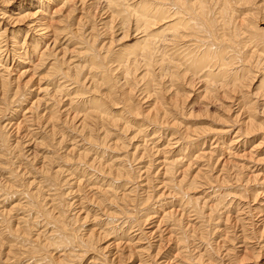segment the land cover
<instances>
[{
  "label": "bare ground",
  "instance_id": "bare-ground-1",
  "mask_svg": "<svg viewBox=\"0 0 264 264\" xmlns=\"http://www.w3.org/2000/svg\"><path fill=\"white\" fill-rule=\"evenodd\" d=\"M99 1L105 4V10H107L108 14L109 12L111 14L106 21L101 24L102 31L100 34L96 35L95 30L88 27V32L85 30L86 36L80 35L83 33L80 27L85 26L82 25L81 17H83V15H81V17L77 19L78 21H75L78 22L76 24L77 27L80 26L79 29L81 33L78 32L77 34L76 32L77 35L73 34L71 38L68 36L67 39V41L70 40L71 42H75L74 45L77 46L84 44L87 47L88 45L89 50H87V52L84 51L85 53H81L83 58L87 59L88 62L80 67L77 64L78 67H72V60L70 61V58L68 59L66 57L67 51H64V54L61 56L55 52H53V54L49 53V49L57 50L59 30L61 29L63 34H65V31L66 33L69 32L65 29H67V23L72 20L71 16L76 11V7L82 4L87 7L85 3H88L89 6H93ZM134 1L135 0H42L37 3L38 5L35 7L36 10L33 9L34 11L27 12L26 14L24 13L23 15L11 11L10 16L9 14L6 16L7 12H4L5 10H0V19L3 17H6L5 19L9 18L14 24L23 22L25 23L26 29L34 34L32 35V39H30L28 47L30 54L29 52L28 54L23 53L22 45L16 38L18 34L15 35L16 40H12L11 51L13 52V49H15L18 52L14 55L15 58L11 60L13 64H17L14 63V59L21 63L26 55H31L32 57L36 55L34 68L41 69L46 67L48 76H58L64 82V86L62 85L60 88V93L57 94L58 96H60L59 94L61 93L65 94L66 91H69L67 86L71 83L75 88L82 91L81 93H83V91H89L92 95H98L103 99L107 107H109L110 103L112 105L115 103L121 105L123 107L122 112L126 114V118H133L136 122L141 121L148 123L160 131L150 136L147 125L146 128H144V124L141 126L143 128L132 127V124L130 125L131 121L130 123L128 122L129 119L127 121L124 118L125 121L124 119L121 121V115H117L116 118L113 115L109 116L96 101L94 104H91L89 109L87 108V112L84 114L83 112H79V114H82L77 116L75 113L76 116L73 115V118L70 120H77V125L74 124L76 125V127L74 126L76 137H79L82 142L85 141L87 146L89 145V147L93 149L94 147L92 146L95 145L97 147L96 149L100 151L95 150L96 152L90 154V150H88V153L85 148L83 151L77 152L75 157H67L66 154L62 157V160L70 161V163L77 165L76 167H78V170L82 171L84 174L88 173L90 175V177L88 176L90 181H95L96 183L97 181H99V183L101 182V185H96L95 183L90 184L93 190H95L94 194H96L97 198V208L96 211H93L101 213L99 215L100 218H105L98 220L99 217L94 213V224L98 227V230L101 229V231L94 232L92 229V231L85 234L82 233L80 236L77 235L75 230L70 228V225L76 223L78 216L75 215H79L82 208L76 207L79 213H72L68 218L66 215L72 212V207L83 204L86 200L80 195L82 194L81 192H83L81 191L82 188L79 186L81 180L77 181L76 179H71L69 175L62 177L63 172L58 167L55 168L56 170L49 168L43 178L44 180L40 182V184L45 183V191L50 194L44 197L40 185H32V182L20 185L15 184V181H17L22 174L19 175V172L17 173L16 169L12 167L15 161L11 162L9 160L10 163H7V166H3V168L8 169L9 176L7 179H9L8 181H11V183L2 185L0 187V193L3 192V195H9L13 198H15L14 196H20L23 200V203L20 204L21 207L19 205L20 208L17 209L13 207L12 209L24 211L31 219L28 217L30 219L28 220L26 216V218H19L17 222L20 227L17 229L13 228V225H11L10 219L12 218L8 216L9 213H0V261L5 262L12 257L19 258L30 256L26 259L30 261L29 264H72L74 260L76 261L78 259L79 261V259H83L82 257L89 254L91 250L95 252V249H97L95 245L96 242L99 241V236H116V234H120V237H122L121 234L123 233L124 236H129L135 232H137V234L132 235V237L136 236V239H133V241L135 240L133 244L134 246L136 244L135 251L143 260L149 253V246L147 244L148 242H144L146 237H144L145 233L142 227L149 219V215H143L145 212L144 210H147V208L143 209L142 207L148 203L152 197L151 193H153V189L159 185L167 192V197L169 196L171 198L169 201L164 202V204L162 203L163 208L167 205H175L180 201L182 204L180 209L178 208L180 210L179 217L187 213L193 217L192 221L200 228L205 227L209 222L216 221L221 206L224 208V199H226L228 195H231L230 192H225L219 188L220 183H227L225 178H228V170L233 169L235 172L233 177L234 182L232 183L234 185L230 187L231 189H235L237 193H240V195L238 194L240 197L244 199L241 193H243V195L244 193H250L253 199L259 195V191L264 185L262 182L264 180H257L256 174L253 175L254 178L251 180L249 176L247 177L246 174H244L245 168L251 170V168L254 169L253 166L245 167L243 163L240 165H233L232 169H230L224 165V162L220 170H216V173H221L224 179L219 178L221 180H218V177H221L219 176L220 174H216V176L213 177L215 173L212 175L211 170L213 169H211L212 165L209 163L213 156H215V160L220 156L221 153L215 154L216 150H218L217 148L222 149L220 145L225 148L224 150L227 152L228 148L230 149L232 146L234 148L238 145L244 146L247 139L253 138L255 135H258V133L259 135L262 134L259 140L260 142H258H264V119L262 121L258 119L259 117H264V29L257 30L252 24V19L257 15H264V0H140L141 2L137 3V5ZM3 2L4 4L6 2L9 4L10 0H3ZM149 2L157 3V7L155 6V9L153 8L152 14L158 22L160 21L159 24L153 21L152 24L147 21L148 17H145V15L149 13L148 11L150 8H152ZM235 12L239 13L238 17H234ZM55 18L58 20L56 21ZM84 19L88 21L87 18ZM59 24L62 25L59 26ZM96 24L97 23H95V25ZM70 25L71 24H69V26ZM71 26L73 27V24ZM77 29H75V31H77ZM115 33L120 37L117 38L118 40L116 39L117 42L132 38L134 43H130V45H127V43L125 48L124 44L122 46L123 49H114L112 44L116 40H114L110 34L114 35ZM166 35L169 38L164 37L165 39L162 40L161 37ZM45 39L46 41L44 43ZM78 43H80V45ZM5 45L6 43L3 45L2 42H0V117L9 108L10 103L22 97L23 91L25 92V90L28 89L27 84L30 82V79L24 81L22 87H20L19 84H15L18 82V79L21 78L20 75L28 73L29 69L20 72L15 80L11 79L8 69L9 64L8 66L6 64L10 57L7 54L8 52H5V50L8 49L7 47L5 48ZM39 47L43 48L42 52ZM161 47H163V49H161ZM72 48L73 47H71V49ZM82 49V46L79 47L77 51L73 49L75 51L74 55L77 57L81 56L80 52H82ZM71 51L72 50H70V52ZM51 56L53 57L52 60L50 59L52 62L48 64L47 59ZM114 62H117V64H113ZM32 68L33 65L30 69ZM33 71L35 72V70ZM29 76H31V73ZM87 79L89 80L86 81ZM154 88H156V93H152ZM38 90L40 91L41 89L38 88ZM134 90H137L136 93L139 97L141 96L140 101H142V103H140V105H144L145 107L142 108L140 106L141 108L139 109L135 107L133 103L135 100L133 96ZM57 95L51 96L49 100L53 103ZM190 95H192L193 99L196 97L199 98L198 100L203 101L205 99L207 101L202 102V104L204 103L202 108L206 106L208 109L209 106L212 107L214 103L216 104V102H219L221 103H217L219 107L223 106L222 110L218 108L219 111L221 110L220 112H223V110L225 112L235 111L231 115L225 113L227 114V117L224 116V120L226 121L225 124H218V127L215 126L216 128H214L215 130L209 126L196 127L195 129H191L192 127H183V122H179V119L185 121L191 119L193 109L191 110V106L188 107L189 104L186 103L185 106H180L181 103L179 104V99H177V97H181L182 100H187ZM150 96H153V101H150ZM191 104H193V102ZM217 104L216 106L218 107ZM33 105L34 104H31V107H33ZM183 108L187 111L186 113H184L185 111L181 112ZM55 109L56 108L50 113L48 112L49 114L46 111V113L41 115V117H44L43 122L45 125L47 126V124H49L51 127L49 129L51 130L50 134L60 129L58 125L63 127L65 126L64 123H66L59 122L56 116L57 112L62 114L65 109L57 110L58 107L56 110ZM14 113L13 115H15ZM7 114L9 113L7 112ZM220 114L222 115L223 113ZM128 115H134L135 117ZM66 116L65 114V117ZM11 117L13 118L12 115ZM63 117L64 116H62V118ZM28 118L30 117L23 116L22 120L26 122ZM222 120L220 118L219 123ZM224 120L222 122H224ZM214 124L216 125V123ZM9 125L11 124L8 123L7 125L0 126V144L2 143L1 145L4 148V153L2 152L3 154L0 155V159L2 160H4V156L7 154H12H10L12 150L8 146V136L5 134L6 131L5 133L3 131L5 127ZM137 126L138 125H136V127ZM60 130H58V133H61ZM165 131L168 135L169 133H173V136H171L172 138L169 140L166 138L168 141H166L163 148L155 149V145L159 144L163 132ZM35 133H37V128ZM212 134H219L220 136H213ZM148 135L150 137H148ZM207 135L212 136L208 137ZM50 136L45 137L49 141H53L54 134ZM44 139H42V142ZM184 140H186V142L201 141V143L199 145L196 144V146L202 147L205 145L210 149V153H213V156L211 157L210 154H206L204 149H198L197 146L195 151L198 149L199 153L197 155L196 153L195 155L194 153H188L189 159H187V162L171 157V153L173 152L170 153V151L172 146H174L173 144L184 145L182 143ZM62 141L63 138L59 139L55 144L60 145ZM130 142H134V145L131 146V151L127 152ZM97 144L99 146H97ZM186 144L193 145L189 143ZM103 148L104 151L108 150L111 152L116 149V152L121 154L120 157L113 159L114 161L117 160L115 164L113 163L114 161H110L111 159H108V162L101 161L104 158L102 157L104 153L101 151ZM153 149L155 150L153 151ZM159 154H161V157ZM176 154L177 152H175V156ZM11 157L12 158L9 159H17L15 154ZM194 160L198 162L202 161V164L203 162L204 164L201 165V167L199 166L200 168L194 175L190 174L189 176V171L187 169L191 167V164L193 165L192 162ZM215 160L213 159V161ZM47 162L46 167L54 163L52 156L49 157ZM132 163L134 164L131 165ZM183 167L185 168L182 169ZM179 168L183 174L180 173L181 175L176 177V174L179 173ZM73 169H75V167ZM160 170H163V172L159 173ZM257 170L258 169H256V171L253 170V172L256 173L258 172ZM89 171H91L92 174ZM253 172L251 171L252 174ZM95 174L98 177L100 176L101 179L97 176L94 177ZM158 174L162 177V181L161 183L159 182V185H154L157 181L155 177ZM244 176H246V178ZM117 182L123 183L118 184ZM102 185L103 187H101ZM200 185H202V187L203 185L207 186V188L210 189L209 195L214 197L216 201L215 203L213 201L214 204L208 205L206 200L201 202L199 201L201 198L198 199L194 196L191 197V195H185V191H193V189H196ZM62 187H66V189L61 191L60 188ZM28 188H31V190ZM50 191L53 192L50 193ZM260 193L262 192L260 191ZM162 194L164 195V192L160 191V195L163 197ZM8 198L9 197H7V199ZM244 202L245 206L246 201ZM49 203L50 205H48ZM100 206H102V209ZM161 206L162 205L158 203L157 208ZM153 207H156L155 205L152 206L154 211ZM173 209L174 208H171L167 212H165V210L161 219L166 223L170 222L173 229V231L172 229L171 231L175 233L174 235L177 237L178 244H186L188 242L187 237H190V239L192 238V240L195 239L194 232H192V230L189 232L187 228L184 229L185 226L183 227V225L180 224L181 222H179L182 218L179 219V217H177L176 219ZM241 209L244 208L241 207ZM242 212L244 211L242 210ZM87 215L88 213L82 218V222L86 221ZM38 218L40 219L37 220ZM106 219H108V221ZM37 221L41 225L42 230L40 227L41 231H38L36 233L37 235H33V237L31 228L33 227L32 225L35 226V224H38ZM110 222L112 223L109 224ZM158 222L161 223L160 221ZM191 232L192 234H190ZM260 232L262 233L263 231ZM107 238H109V236ZM155 238H157V236ZM115 244L118 245V243ZM137 244L140 245L137 246ZM107 245L105 249L109 246ZM149 245L151 244L149 243ZM186 246L187 245H183L179 251L183 253L187 262H189L191 258L188 257L189 255L186 256V251L184 250ZM53 248L59 250L57 252L61 258L59 261H55V259L50 256L52 253L50 250H53ZM102 249L105 251L104 247ZM207 251L208 250L205 249V252ZM106 253H103L101 258L98 252V255L93 257L95 259L90 260L88 264H111V260L108 258L109 254ZM113 256L115 255H112L111 258H113ZM142 260L140 264H146L145 261ZM147 260L146 257V261Z\"/></svg>",
  "mask_w": 264,
  "mask_h": 264
},
{
  "label": "rangeland",
  "instance_id": "rangeland-1",
  "mask_svg": "<svg viewBox=\"0 0 264 264\" xmlns=\"http://www.w3.org/2000/svg\"><path fill=\"white\" fill-rule=\"evenodd\" d=\"M40 1H42V0H10L9 4H7V2L4 4L3 0L2 1L0 0V10H3V11L5 10L4 12H7L6 16H8V14L10 16L11 11L13 13H18V14L23 15L24 13L26 14L27 12H32V11L36 10L35 7H37V5H38L37 3H39ZM141 1L135 0L134 3L137 5V3L141 2ZM101 2L99 1L93 6H89L88 3H85V4H87V7L84 4L77 6L76 11H75L76 14H75V12L73 13V15L71 16L72 20H70L69 23H67V29H65L69 32L66 33V31H65L64 32L65 34H63V31H61V29H60L61 27H60L59 28L60 34L58 33V40H57V47H56L57 50L49 49L48 52L52 53V54H53V52H55L61 56L64 54L63 53L64 51H67L66 57L68 59L70 58L69 59L70 61L72 60L71 61L72 67H76L77 65H79V67L82 65H85L88 61H87V59L83 58L81 53H85V52H87V50H89L88 45L86 47L84 44L80 45V43H78L80 46H77V45H74L75 42H71L70 40H69L70 41L69 42V41H67V39H68V36L71 38L73 36V34L77 35L78 32H80L81 30L83 33L80 32L81 33L80 35L86 36V32H88V29H89L88 27L93 28V30H95L96 35L100 34V32L102 31L101 30V24L104 21H106V19L109 17V15H111L110 12H109V14L107 13V10H105V4L103 2L102 3ZM150 2H149V5L152 8H150V10L148 11L149 13H147V15H145V17L146 18L148 17L147 21L151 22L152 24H153V22L154 23L156 22L157 24H159L160 21L158 22V20H156V18H154L153 14H152L153 8L155 9V6L157 7V3H154V2L150 3ZM84 8H85V10H84ZM80 9H81V12H80ZM103 11H106V12H103ZM81 15H83V17H81ZM11 16H13V15H11ZM238 16H239V13L235 12L234 17H238ZM80 17L82 18V25H85L83 27H80L78 25L81 30L79 29V27H77L76 23H78V22H75V21H78L77 19ZM263 17H264V15L260 14V15H257L254 19H252V21H253L252 24L257 30L258 29H262V30L264 29ZM5 18L3 17L2 19H0V22H1L0 23L1 24V26H0V42H2L3 45L6 43L5 48L6 47L8 48L5 50V52L6 53L8 52L7 54L10 58L8 57L9 61L6 64H7V66L9 64L8 69H9L11 79L15 80V78L19 75L20 72H22L26 69H29L28 73L20 75L21 78L19 77L20 79H18V82L15 84H17V85L19 84V86L22 87V84L24 83V81H27L28 79H30L29 80L30 82H29V84H27L28 89L25 88L26 89L25 92L23 91L22 97L17 98L13 102L14 104L10 103L9 108L0 117V126L7 125L8 123L11 124L8 127H5V130H3V131H4V133L6 131L5 134L8 136L7 137L8 146L12 150V151H10V154L12 153L11 155L7 154L8 153L7 152L6 153L7 155L4 156V160L0 159V187L2 185L11 183V181H8L9 179H7V177L9 176L8 169L3 168V166H7V163H10V161L11 162L15 161L13 163L12 167H14V169H16L17 173L19 172V175L22 174L21 177L19 176L17 181H15V184L20 185V184H24L27 182H32V185H37V186L40 185L41 190H42L41 192L44 195V197L48 196L50 194L47 191H45L46 190V188L44 187L45 183L40 184V182L44 180L43 178L45 177V174L47 173V170L49 168L55 169L56 167H58L63 172L62 177L69 175L71 179H76L77 181L81 180V182L79 183L80 184L79 186H80V188H82L81 191H83V192H81L82 194H80V195H81V197H84L86 199L85 202H83V204L72 207L73 208L72 212H70V214L66 215L68 218V216H71L72 213L73 214L79 213V212H77L78 209H76V207L82 208L81 213L79 215H75V216H78L76 223L73 225H70V228L72 230H75L77 232V235H79V236L82 235V233L85 234V233L92 231V229L94 232L101 231V229L98 230V227L95 226V224H94V217H95L94 213H96L94 211H96V208H97L96 207L97 198H96V194H94L95 190H93V187L91 186V184H94V183L96 185L97 184L101 185L100 184L101 182L99 183V181H97V183H96L95 181H90L88 179L90 177V175L88 173L84 174L82 171L78 170V167H76L77 165L70 163V161L62 160V157H64L66 154H67L66 155L67 157H69V156L75 157L77 152H81L85 148L87 149L86 152H88V153H89L88 150H90V152H91L90 154H92V152H96V151H100V150L99 149L97 150L96 149L97 147L95 145L92 146V147H94V149L89 147V145L87 146L85 141L82 142V141H80L79 137H76V132H75L76 130L74 129V126L76 127L77 120H70V119L73 118V115L76 116V114H77V116H78V115L82 114V113L79 114V112H83V114L85 112H87V108L89 109L91 104L92 103L94 104L96 101L99 103V106L104 110V112L109 114V116L113 115L116 118L117 115H121L122 116V118L120 117L121 121H123L124 118L127 121L129 119L128 122L130 123V121H131L130 125L132 124L131 125L132 127L138 128V127L143 126V124H144V128H146V125H147V129L149 128L148 130H149L150 136H153L154 134H157V132L159 133L160 131H158L157 128L153 127L152 125H150L148 123H144L141 121L136 122V120L135 119L133 120V118H126L125 117L126 114L124 112H122L123 107L121 105H118L116 103L114 105H112L110 103L109 107H107L105 105V102L103 101V99H101V97H99L98 95H92L89 91H83V93H81L82 91L75 88L74 85H71V83H69L67 86L69 88V91H66L65 94L61 93V94H59L60 96H58L57 94L60 93L59 92L60 88L62 85L64 86V82L58 76L57 77L59 79L56 76H52V77L48 76L46 67L41 68V69L36 68V67L34 68V64L36 63V55H34L35 57L34 56L32 57L31 55H26V57H24V59L21 63L17 62L14 59V63H17V64H13V62H11V60L13 58H15L14 55L17 54V52H18L15 49H13V52L11 51L12 50V40H16L15 35L18 34V36L16 38H17V41H19V43L22 45V48L24 51L23 53L28 54V52H29L28 47L30 44V39H32V35H34V34H33V32H30V31H28V29H26L25 23L18 22L19 24L18 23L14 24L13 21H10L8 17H7L8 19H5ZM84 18H87L88 21H86V19H84ZM154 19H155V21H154ZM55 20H56V18H55ZM83 20H84L85 24H84ZM95 23H97V24L95 25ZM69 24H71V25L73 24V27L70 25L71 29H70ZM60 25H62V24H59V26ZM75 27H77L78 29ZM75 29H77V31H75ZM85 30H86V32H85ZM19 31H20V33H19ZM29 32H30V34H29ZM76 32H77V34H76ZM80 35H78V36H80ZM110 36L113 37L114 40H116L117 38H120L116 33L114 35L110 34ZM164 37L169 38L166 35V36L161 37L162 40L165 39ZM128 39H126V40L123 39L121 42L118 41L119 43L117 42V40H118L117 39L112 44L113 48L114 49H118V48L123 49L122 46L124 44H125L124 45V48H125L127 45H130V43L131 44L134 43V40L132 38H128ZM45 41H46V39L44 40V43H45ZM70 43H71V45H70ZM10 45H11V47H10ZM39 46H41V45H39ZM81 46L83 49L81 50L82 52H80L81 56H79L80 57L79 58L74 54H75V51L79 50V47H81ZM71 47H73V48L71 49ZM40 49L42 52L43 48L41 47ZM73 49H75V51ZM161 49H163V47H161ZM70 50H72L74 52L71 51L72 52L71 53ZM29 54H30V52H29ZM48 58L49 59H47V61L49 64L52 62L51 60L53 57L51 56ZM180 61H181V59H180ZM30 62L33 64H31ZM73 62H74V64H73ZM113 64H117V62H114ZM29 65H31V66H29ZM32 65H33L34 69L33 68L30 69L32 67ZM33 70H35V72ZM30 73H31V76H29ZM24 77H25V79H24ZM39 77H40V79H39ZM88 80L89 79H87L86 81H88ZM38 88L41 90L39 91ZM155 89L156 88H154L152 90V93L157 92ZM44 90H46V91H44ZM62 91H63V89H62ZM136 92H137V90H134V94H133V96L135 98V100L133 102L135 107L138 109L141 107L142 108L145 107L144 105H140V103H142V101H140L141 96L139 97V95ZM74 94H75V96H74ZM55 95L58 96V97L56 96L57 101L54 99L56 102L54 101L52 103V101H50L49 98L51 96H55ZM70 96H73V97H70ZM150 97H151L150 98V101H151L153 96H150ZM190 97H188L189 99H187V100H182L181 97H180L181 99L177 97V99H179L178 100L179 104L180 103L183 104V105L180 104V106L183 107V106H185V103H186V104H189L188 107L191 106V110L193 109L191 119H188L186 121L179 119V122H183L182 123L183 127H189V128L192 127L191 129H195L196 127H208L209 126V127L213 128V130H215L214 128L218 127L217 126L218 124L219 125L225 124L226 121L224 120V116H226L227 114L231 115L235 111V110H233L230 112H227V111L225 112L223 110V112H220L223 109V106L219 107V104H221L219 102H216V104L219 103V104H217L218 107L214 103V106H212V107L209 106L208 109L206 108V106H204L202 108V105H204V103L202 104V102H207L205 99L202 101V100H198L199 98H196V97H194V99H193L192 95H190ZM59 98H61V99H59ZM43 99H45V100H43ZM79 100H80V103H79ZM154 101H157V100H154ZM73 102H74V104H73ZM192 102H193V104H191ZM194 102H196V103H194ZM77 103H79V104H77ZM31 104H34L33 107H31ZM76 104H77V106L75 108ZM57 107H58V109H57ZM61 107H63V108H61ZM54 108H56L57 110H59V109L64 110L65 109V111L62 114L60 112H57L59 115L56 113V116L59 119V122H66V123H64L65 126H63V127H60L58 125V127L61 130L55 129L56 130L55 133L52 132L50 134L51 130H49V129L51 127L49 126V124H47V126L45 125V123L43 122L44 117H41V115L43 113H46V111H47V113L52 112ZM218 108H220L221 110L219 111ZM14 111H15V113H14ZM183 111H185L184 113L187 112L184 108L181 110V112H183ZM7 112L9 114H7ZM67 112H69V113H67ZM13 113L16 116L13 115ZM220 113H223V114L221 115ZM225 113H227V114H225ZM65 114L67 115L66 116L67 118L65 117ZM11 115L13 116V118L11 117ZM23 116H26V117L29 116L30 118H28L25 122V120H22ZM62 116H64V117L62 118ZM128 116H134V115H128ZM216 117H217V121H216ZM262 117H259L258 119H260V121H262L264 119V117L263 118ZM220 118H221V120L223 119L224 122H222L223 121L222 120L219 123ZM125 119H124V121H125ZM29 120H31V121H29ZM2 121H4V122H2ZM13 123L15 124V126ZM214 123H216V125ZM74 124H76V125H74ZM211 124H212V126H211ZM136 125H138V126L136 127ZM36 128H37V133H35ZM141 128H143V127H141ZM58 130H60L61 133H58ZM152 132H153V134H152ZM52 134H54L53 141H49L45 136H50ZM164 134H165V136H164ZM170 134L171 133H169V135H168L166 131L163 132L162 139L160 138L161 141L159 142V144H156L154 148L155 149L163 148L164 145L166 144V141H168L170 138H172L171 136H173L172 135L173 133L171 135ZM212 135L213 136H215V135L220 136L219 134L218 135L212 134ZM212 135H207V136L209 137ZM261 135H259V133H258V135H255L253 138L247 139L244 146L238 145L236 148H234L232 146L230 149L228 148L227 152L224 150L225 148H223L220 145V148H222V149L217 148L218 150H216V152H215L216 155L221 153L220 156H218L217 160H215V156H213L212 152L210 153V149L207 148L205 145H203L202 147L198 146L201 143V141H198V140L197 141H190V142L189 141L186 142V140H184V142H182L184 145L173 144L174 146H172L170 153L173 152V153H171V155H172L171 157L187 162V159H189V154L194 153V155H195V153H196V155H197L199 153L198 149L202 148L201 150L204 149L206 154H210L211 157L213 156L211 158V161L209 164L212 165V167H211V169H213V170H211L212 175L215 173L213 177H215L216 174L217 175L220 174L219 176H221V177H218V180H221L219 178L224 179L223 178L224 176L221 175V173H219V172L216 173V172L220 170L222 164H224V162H225L224 165H226L230 169H232L233 165H236V164L240 165L243 163L245 164V167L246 166H248V167L253 166L254 169L251 168V170L245 168L244 174H246L247 177L249 176V178L251 180H253L252 178H254L253 175L256 174L257 180L259 179V181H261V180H264V151H263L264 150V142L259 143ZM150 136L148 135V137H150ZM61 138H63L62 143L60 145H56L55 143ZM42 139H44L43 142H42ZM134 142H136V141H134ZM138 142H139V139H138ZM195 142H197V143H195ZM133 143L132 142L129 143L130 146H129V148H128L129 150L127 152L131 151V146L134 145ZM186 143H189V144L195 143V144L188 145ZM257 143H259V144H257ZM1 144H0V148H1L0 149L1 150L0 155L4 153V148ZM196 144H198L197 145L198 149L195 151V149L197 148ZM175 145H177V146H175ZM97 146H99V145L97 144ZM151 146H153V145H151ZM190 147H192L194 150ZM155 149H153V151ZM181 150H182V152H181ZM101 151L104 153L102 156L104 158L101 161H105V162H108L107 161L108 159H111L110 161H114L113 160L114 158L120 157V155H121L120 153L116 152V149L111 152L108 150L104 151V148H103V150H101ZM190 151H192V152H190ZM175 152H177L176 156H175ZM222 152H223V154H222ZM13 154H15V157L17 156V159H9V158H12L11 156H13ZM180 154L182 155L183 159H182ZM159 155L161 157V154H159ZM51 156H52V159H54V163H51V164H49V166L46 167V165L48 163L47 160ZM227 158H229V159H227ZM213 159L215 161H213ZM116 161L117 160H115L113 163L115 164ZM194 161L192 162L193 165L191 164V167H189L187 169L189 171V173H188L189 176H190V174L194 175L197 172V170L201 167V165L204 164V162L202 164V161H200V162H198L197 160L195 162ZM133 164L134 163H132L131 165H133ZM74 167H75V169H73ZM184 168L185 167H183L182 169H184ZM255 168L258 169L257 170L258 172H256V173L253 172V170L256 171ZM75 171H77V172H75ZM188 171H186V172H188ZM251 171L253 172V174L251 173ZM89 172H91V171H89ZM162 172H163V170L159 171V173H162ZM227 172H229V174L227 173L228 178H225L227 183H220L221 185L219 184V186H220L219 188H220V190L222 189L225 192H230L231 195H228L226 197L227 200L224 199V203H223L224 208H223V206H221L222 210L220 209L219 214L216 217L217 219L215 218L216 219L215 222H209L208 225H206L203 228L202 227L200 228L199 226L197 227V225L194 224V222L192 221L193 217L188 215L187 213L184 214V216L182 215V217H179V215H180L179 209H180V206L182 204V203H180V201L178 202L180 205L177 203L175 205L164 206V208H163L164 202L169 201V199H171V198L169 196H168L169 198L167 197V195H166L167 192L165 190H163L162 186L159 185V182L161 183V181H162V177L158 174L157 175L158 177L157 176L155 177L157 179V181L154 183V185H159V186L153 189L152 192L154 194L151 193V196H152L151 199L148 201V203H146L144 205V207H142L143 209L147 208V210L145 209L144 210L145 212L141 211V212H144L143 215H145V214L149 215L148 216L149 219L147 220L146 223L143 224V227H142V230L145 233L144 237L147 238V239L145 238L144 242L145 243L148 242L147 244L149 246V249H148L149 253L147 252L148 254L144 257L145 260L144 259L142 260L141 257L138 256L137 252L135 251L136 244L134 246L133 243L135 240L133 241V239H136V236L132 237V235L137 234V232H135L134 234L129 235V236L125 235L126 237L123 235L124 233L121 234L122 237H120V234L119 235L116 234V236L108 235L109 238H107L108 236H105V237L101 236L102 238L99 236V241L96 242V245H95L98 250L95 249V252H93L91 250L89 252V254L82 257L83 259H79V261H78V259L76 261L74 260L75 262L73 261L72 264H88V262H90V260L95 259L93 257L95 255H98V252L100 253L99 256L101 258H102L103 253L108 252L106 254H109L108 258L111 260V264H140L141 260L145 261L146 264H150V263L151 264H188L189 262H190L189 264H193L194 262H195L194 264H264V227H263L264 226V190H263L264 185L262 186V189H260V191L262 193H260V191H259V195H257L255 197V199L252 198L250 193H247V194L244 193V195H243V193H241V195L244 196V199H243L242 197L239 196L240 193H237V191L233 188L231 189V187L234 185V184H232L234 182V178H233L234 173H235L234 170L233 169L228 170ZM180 173L183 174V172H181V170L179 168V173L176 174V177H179L181 175ZM91 174H92V172H91ZM96 176L97 175L95 174L94 177H96ZM246 176H244V177L246 178ZM98 178L101 179L100 176ZM104 181H105V179H104ZM138 182H140V181H138ZM262 182L264 183V181H262ZM117 183L121 184L123 182H121V183L117 182ZM142 184H144V183H142ZM101 187H103V185ZM28 189L31 190V188H28ZM64 189H66V187L60 188L61 191H64ZM160 191L164 192V195L162 194L163 197L160 195ZM52 192L53 191H50V193H52ZM117 192L121 193L119 191H117ZM234 192H235V194H234ZM155 193L157 196L160 195L161 197L160 196L157 197L155 195ZM209 194H210V189L204 185H203V187H202V185H200L196 189H193V191L192 190L185 191L186 196L191 195V197L194 196L195 198H198V199L201 198V199H199V201L203 202L206 200V203H208V205H212L216 201H215L214 197H212ZM261 194H262V196H261ZM142 196H143V194H142ZM210 196L212 198V201H211ZM7 197H9V198L7 199ZM14 197L15 198L10 197L9 195H3V192L0 193V200H1L0 201V213H6V214L9 213L8 216H10L12 218V219H10L11 225H13V228L18 229L20 227V225H18V222H17L19 218L25 217V216L27 217L28 220H30L31 218L26 213H24V211H19V210L16 211V210L12 209L13 207H16L17 209L20 208L21 207L20 204L23 203V200L21 199L20 196H14ZM46 199H48V198H46ZM202 199H204V200H202ZM239 200H241L242 202ZM213 201H214V203H213ZM244 201H246L245 206H244V204H245ZM150 202H151V204H150ZM226 202L228 205L226 204ZM238 202H240V203H238ZM158 203H160V205H162L159 208H157ZM19 205H20V207H19ZM48 205H50V203ZM153 205H155V207H156V208L153 207L154 211L152 209ZM236 205H237V207H236ZM259 205H261V206H259ZM233 206L235 207V209ZM240 206L243 207L244 209H241ZM169 207L174 208L173 211L175 212L176 219H177V217H179V219L182 218V219H180L179 222H181L180 224H182L183 227L185 226L184 229L187 228V230L189 232H190V230H192V232H194L195 239L192 240V238L190 239V237H187V239H188L187 241L189 243L187 242L186 244H182V243L178 244L177 237H176V235H174L175 233L172 232L173 229L170 225V222L166 223V222H164V220L161 219L162 214L171 209ZM100 208L102 209V206H100ZM238 208H240V209H238ZM176 210H177V213H176ZM242 210L244 212H242ZM53 212H55V211H53ZM87 213H88V215H87L88 217H87L86 221L82 222V218ZM96 214L99 217V215L101 213L97 212ZM33 216H35V215H33ZM239 217H240V220H239ZM39 219L40 218H38L37 220H39ZM102 219H105V218H103V217L98 218V220H102ZM106 220L108 221V219H106ZM158 221H160L161 223H159ZM111 223L112 222H110L109 224H111ZM182 225H181V227H182ZM32 226H33L31 228L32 229V236L37 235L36 233L38 231L42 230V227L39 224V222H38V224H35L36 227L34 225H32ZM40 227H41V230H40ZM171 229H172V231H171ZM207 230H208V232H207ZM226 231H228V232H226ZM260 231H263V232L261 233ZM192 232L190 234H192ZM168 234H170V235H168ZM156 236H157V238H155ZM103 237H104V239H103ZM128 237H129V239H128ZM130 240H132V241H130ZM115 243H118V245H116ZM149 243L151 245H149ZM106 245L108 246V247H106L107 249H105ZM138 245H140V244H137V246ZM183 245L188 246V247L186 246V249H184V250L186 251L185 252L186 256L189 255L188 257L191 258V259H189L190 260L189 262H187L183 253H181L179 251ZM197 246H198V248H197ZM103 247H104L105 251L102 249ZM205 249L208 250L209 253H208V251L205 252ZM50 251L52 252L50 256H51V258L55 259V261L56 260L59 261L61 259L59 257V254L57 253L59 250L53 248V250H50ZM96 251H98V252H96ZM201 254H203V255H201ZM112 255H115V256H113V258H111ZM29 257H27V256H23V257H19V258L12 257L8 261H5V262L0 261V264H29L30 261L26 260ZM146 257L148 259L147 261H146Z\"/></svg>",
  "mask_w": 264,
  "mask_h": 264
}]
</instances>
